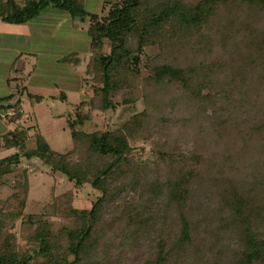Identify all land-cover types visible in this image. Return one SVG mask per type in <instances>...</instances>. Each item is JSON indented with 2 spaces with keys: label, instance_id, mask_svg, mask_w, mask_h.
I'll return each instance as SVG.
<instances>
[{
  "label": "trees",
  "instance_id": "obj_1",
  "mask_svg": "<svg viewBox=\"0 0 264 264\" xmlns=\"http://www.w3.org/2000/svg\"><path fill=\"white\" fill-rule=\"evenodd\" d=\"M49 6L88 24L96 108L122 95L144 109L112 131L70 121L69 153L42 134L30 146L29 127L0 137L16 149L0 158V187L21 153L73 184L61 194L54 184L28 212L23 169L0 199V264H264V0H116L100 14L83 0H37L0 16L23 24ZM22 97L0 98V117L14 110L8 121L20 122ZM136 140L152 144L151 163ZM86 184L101 194L90 209L75 203ZM126 186L137 195L121 198Z\"/></svg>",
  "mask_w": 264,
  "mask_h": 264
},
{
  "label": "rangeland",
  "instance_id": "obj_2",
  "mask_svg": "<svg viewBox=\"0 0 264 264\" xmlns=\"http://www.w3.org/2000/svg\"><path fill=\"white\" fill-rule=\"evenodd\" d=\"M98 1H89L88 10L90 12L97 14L102 12L103 7L101 8L98 5ZM112 2L114 1L105 3ZM72 21V18H67L66 21L64 18L57 19L60 27L53 29L50 34L51 38L46 37L48 42L51 41V46L49 47L47 42V49L36 51V59L32 61V58L25 59V56H23L22 61L16 67L14 66L15 69H13L16 70L15 73H12L14 77L25 73L27 69L26 77L21 78L25 79L22 81L21 86H17L16 89V84L19 85V82L14 83L15 88L12 90L13 94H17L21 90L23 92V117L20 122L9 123L8 117L15 114L14 110H9L7 114L4 113L5 117H2L7 124H11L10 130L15 128L24 130L29 127V138L32 140L30 146L33 144V137L42 134L52 149L63 153H69L75 147L71 135L72 125L70 121L79 122L77 129L86 132L112 131L132 115L144 109L142 101L134 106L123 104L122 95L113 98V108L111 107L109 110L96 108V105L101 103L95 93V86L101 85L102 81L101 75L94 72V68H92L94 52L91 49V41L87 32L88 26L80 20H75V23H79L80 26L74 28L69 25ZM42 36L43 34H41ZM5 41L6 48H10L7 43L12 42V45H16L13 40L10 41L6 38ZM24 51L27 52V49H23L22 52ZM106 51H109L108 46ZM147 52L154 54L155 50L148 49ZM7 53L5 70L2 75L4 79L9 77L13 65L12 52ZM28 62H31V64L28 65ZM29 68L32 70L36 68L33 76H31L32 73H28ZM132 143L135 146V156L140 158L141 162L151 163V160L154 159L151 151L152 144L146 142V140H136ZM15 152L16 149H0V158L12 155ZM21 158V162L15 171L3 179L4 186L0 187V199L4 200L12 193L18 175L23 172L24 168L33 170L30 175L31 189L28 212L36 209V202L50 200L51 188L54 184L57 188V194L73 188V184L65 176L53 174L51 169L41 160L37 158L29 160L24 153H21ZM122 192L121 198L129 197L131 199L137 195L130 186H126ZM99 195H101L100 192L93 189L91 184H86L76 191L75 203L78 207L90 209L93 201ZM114 203L117 202L114 201ZM113 205L112 202L106 206L108 212L113 210ZM57 221L63 222L61 218ZM20 230L21 224L19 221L16 232L19 234ZM18 237L21 246L26 248L23 237L21 235H18Z\"/></svg>",
  "mask_w": 264,
  "mask_h": 264
},
{
  "label": "crops",
  "instance_id": "obj_3",
  "mask_svg": "<svg viewBox=\"0 0 264 264\" xmlns=\"http://www.w3.org/2000/svg\"><path fill=\"white\" fill-rule=\"evenodd\" d=\"M37 1V0H0V8H2V15H7L9 11H17L22 10L23 8L30 5V3ZM89 1L95 0H83L85 8L88 10V3ZM100 1V2H99ZM98 5L103 7L105 2H111L115 0H99ZM6 7V8H5ZM89 11V10H88ZM0 16V98L5 97L6 95H11L12 90L15 88L14 83H18L19 80H11L12 78H25V73H19L20 76L14 77L12 73H15V67L20 61H22L23 56L24 58L36 59L37 57V50H45L47 49V36L50 37L51 32L53 29H58L60 27V23L57 22V19L64 18L66 21L67 18H72L70 14L64 10L56 8L54 6H49L48 8L44 9L38 16L31 19L30 21L23 23V24H14L8 23L4 21L3 16ZM72 22L69 24L70 26L77 28L78 25L75 23V19L72 18ZM83 23V22H82ZM88 26L87 23H84ZM82 25V24H81ZM41 34L43 36L41 37ZM6 38L10 41H15L16 45H12L11 43H7L10 45V48H6ZM51 38V37H50ZM23 42V43H22ZM23 45H22V44ZM49 47L51 46V41L48 42ZM22 45V46H20ZM23 49H27V52H22ZM6 52H12V68L10 70V75L7 79L3 78V72L5 70V57L8 55ZM10 57V58H11ZM31 62H28L30 65ZM22 65V62H21ZM15 66V67H14ZM34 66V64H33ZM14 68V69H13ZM36 69V68H35ZM35 69H28V73H32L31 76L35 74ZM9 70V69H8ZM25 79H23L24 81ZM16 84V89H17ZM8 94H5L6 92ZM42 99V98H40ZM11 124H7L4 119L0 117V137H2L5 133L10 131Z\"/></svg>",
  "mask_w": 264,
  "mask_h": 264
},
{
  "label": "water",
  "instance_id": "obj_4",
  "mask_svg": "<svg viewBox=\"0 0 264 264\" xmlns=\"http://www.w3.org/2000/svg\"><path fill=\"white\" fill-rule=\"evenodd\" d=\"M106 83H107V82H106V80H105V86H106Z\"/></svg>",
  "mask_w": 264,
  "mask_h": 264
}]
</instances>
